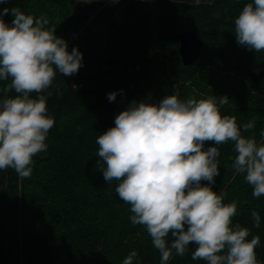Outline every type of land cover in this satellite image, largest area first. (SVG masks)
Listing matches in <instances>:
<instances>
[{
	"label": "trees",
	"instance_id": "trees-1",
	"mask_svg": "<svg viewBox=\"0 0 264 264\" xmlns=\"http://www.w3.org/2000/svg\"><path fill=\"white\" fill-rule=\"evenodd\" d=\"M261 24L264 0H0V264H264Z\"/></svg>",
	"mask_w": 264,
	"mask_h": 264
},
{
	"label": "water",
	"instance_id": "water-1",
	"mask_svg": "<svg viewBox=\"0 0 264 264\" xmlns=\"http://www.w3.org/2000/svg\"><path fill=\"white\" fill-rule=\"evenodd\" d=\"M175 38L179 42L178 54L182 64L185 66L192 65L199 58L202 46L201 41L194 33L189 31L178 33ZM247 73L253 80H258L264 76V72L255 74L254 72L248 71Z\"/></svg>",
	"mask_w": 264,
	"mask_h": 264
},
{
	"label": "rangeland",
	"instance_id": "rangeland-1",
	"mask_svg": "<svg viewBox=\"0 0 264 264\" xmlns=\"http://www.w3.org/2000/svg\"><path fill=\"white\" fill-rule=\"evenodd\" d=\"M100 0H73V5L74 6H77L79 4H82V3H90V2H98ZM115 19H119L118 18V15H116ZM261 29H264V24H261Z\"/></svg>",
	"mask_w": 264,
	"mask_h": 264
},
{
	"label": "built area",
	"instance_id": "built-area-1",
	"mask_svg": "<svg viewBox=\"0 0 264 264\" xmlns=\"http://www.w3.org/2000/svg\"><path fill=\"white\" fill-rule=\"evenodd\" d=\"M102 3V6L106 8L113 7L119 0H100Z\"/></svg>",
	"mask_w": 264,
	"mask_h": 264
}]
</instances>
